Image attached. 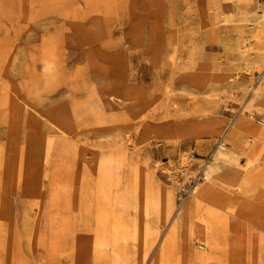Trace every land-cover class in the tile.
I'll return each mask as SVG.
<instances>
[{
    "label": "rangeland",
    "instance_id": "rangeland-1",
    "mask_svg": "<svg viewBox=\"0 0 264 264\" xmlns=\"http://www.w3.org/2000/svg\"><path fill=\"white\" fill-rule=\"evenodd\" d=\"M248 7L244 22L238 0H0V264H202L203 240L185 234L168 246L154 234L156 217L137 210L124 216L113 247L96 244L76 226L78 188L68 185L82 177L83 159L113 153L121 163L120 190L138 195L140 204L144 193L166 189L175 211L205 163L221 169L211 156L217 148L228 152L232 139L223 140L224 133L246 136L263 84L264 41L245 35L264 0ZM111 89L124 98L143 91L157 128L135 134L141 129L135 120L134 132L124 124L89 129L98 115L95 101H112ZM113 101L124 112V102ZM139 110L124 112L126 121ZM181 118L220 135L206 139L207 146L169 131ZM53 119L71 125L68 138L52 129ZM242 144L264 158L263 139ZM67 146L71 160L63 156ZM262 188L247 186L244 200L254 207L247 217L264 229ZM65 223L71 224L66 236ZM256 238L254 264H264V233ZM227 242L216 252L222 264H231ZM52 251L59 257L50 258Z\"/></svg>",
    "mask_w": 264,
    "mask_h": 264
},
{
    "label": "bare ground",
    "instance_id": "bare-ground-1",
    "mask_svg": "<svg viewBox=\"0 0 264 264\" xmlns=\"http://www.w3.org/2000/svg\"><path fill=\"white\" fill-rule=\"evenodd\" d=\"M249 1L238 0L243 6L241 18L244 22L246 16L249 15ZM255 15V24L248 26L252 31L245 35V38L258 43L264 41V7L262 14ZM259 79L263 81V84L261 83L262 85L260 84L261 86L256 88L254 94V99H256L254 123L246 126L245 137L230 134V132L223 134V140L228 137L232 139L228 152L217 148L211 156V163L219 165L221 169L213 170L208 163H205L201 177L192 184L183 205L174 211L172 192L166 189L153 196L144 193L139 204L138 195L129 194L125 190L119 189L121 185L118 177V171L121 168L120 161L115 159L113 153L100 151L92 157L83 159V175L80 179L68 182V186L78 188V192L74 196L75 209L79 212V221L76 226L89 231L96 244L113 247L115 239L125 226L124 216L131 210H137L143 217H156L160 226L154 234L157 238L159 237L160 242L166 241L168 246H174L185 234L189 240H203L206 243V252L198 256V260L202 264H222L221 257L216 252L225 239H227L231 251L228 253L231 256V264H242L245 261L248 264H254L258 259L256 234L257 231L264 233V229L247 217L246 210L251 211L254 207L244 200V196L248 192L246 188L249 185L254 187L261 185L264 188V158L259 157L255 146L250 150L247 148L248 146L242 144V138H247L253 144L255 140H264V77ZM201 82L196 84L199 85ZM223 82L225 83L224 77L219 86L223 85ZM110 92L112 101L105 103L101 100L97 103L95 101L94 107L98 111V115L94 122L88 125L89 129L99 131L109 128L110 131L115 126L124 124V127L128 126L132 130L135 120H141V129L137 130L135 134L142 135L152 128H157L147 115L149 110L143 91L132 89L126 98L117 95L114 89H111ZM113 100L124 102L125 114L127 110L139 106V114L126 121L124 112H119L116 109L118 103ZM258 102L263 103L258 104ZM50 124L53 130L59 131L61 137L68 138L71 135L72 127L65 120L53 119ZM172 129L180 136L193 141L197 140L204 145L208 143L206 139L220 135L218 131L210 132L206 128V124L196 126L192 120H183L182 118L174 123L169 131ZM63 156L64 159L69 157L71 160L75 155H72L67 146L66 150L63 149ZM183 159L181 162L184 164L186 158L183 156ZM241 160L244 161L243 165H240L239 161ZM198 183L199 185L196 186ZM239 185L242 186L243 191L239 189ZM213 186L215 188H212ZM216 188H221L223 193L217 194ZM261 190L258 194L259 201L264 200ZM78 193L81 194L80 198L77 196ZM92 197L95 199V204L90 206L89 201ZM78 199L83 202L79 208L77 207ZM219 200H224V202L220 203ZM70 229L71 224L65 223L63 229L65 236L69 235ZM51 244V249L55 250L56 241ZM48 256L50 258H52L51 256L59 257L55 251L49 253Z\"/></svg>",
    "mask_w": 264,
    "mask_h": 264
},
{
    "label": "crops",
    "instance_id": "crops-1",
    "mask_svg": "<svg viewBox=\"0 0 264 264\" xmlns=\"http://www.w3.org/2000/svg\"><path fill=\"white\" fill-rule=\"evenodd\" d=\"M207 141V140H206ZM210 143L208 142V143H206L205 145H209ZM206 246V245H205ZM200 247H201V249H204V246H202V245H200Z\"/></svg>",
    "mask_w": 264,
    "mask_h": 264
}]
</instances>
